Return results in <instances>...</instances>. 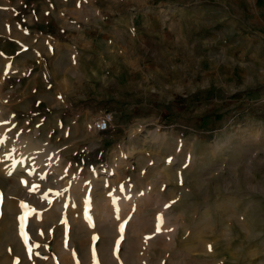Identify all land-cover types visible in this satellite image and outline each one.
<instances>
[{
    "label": "rangeland",
    "instance_id": "374dc122",
    "mask_svg": "<svg viewBox=\"0 0 264 264\" xmlns=\"http://www.w3.org/2000/svg\"><path fill=\"white\" fill-rule=\"evenodd\" d=\"M0 139V264H264V0H0Z\"/></svg>",
    "mask_w": 264,
    "mask_h": 264
},
{
    "label": "built area",
    "instance_id": "2783aa9c",
    "mask_svg": "<svg viewBox=\"0 0 264 264\" xmlns=\"http://www.w3.org/2000/svg\"><path fill=\"white\" fill-rule=\"evenodd\" d=\"M111 121L112 113L109 111H104L95 119L94 129L99 133L108 131L110 128V124H112Z\"/></svg>",
    "mask_w": 264,
    "mask_h": 264
},
{
    "label": "snow or ice",
    "instance_id": "6c2138e0",
    "mask_svg": "<svg viewBox=\"0 0 264 264\" xmlns=\"http://www.w3.org/2000/svg\"><path fill=\"white\" fill-rule=\"evenodd\" d=\"M3 142H4L3 139H0V144H2ZM22 182H23V183H26V182H24V181H22ZM37 187H38V186H35V185H34V186H32V189H31V190H32V191H35V190H37ZM44 198L46 199L47 197L45 196ZM165 207H168V206L166 205ZM157 219H158V221H159V220L162 219V217H159V216H158ZM124 228H125V224H121V225H120V231L123 232V231H124ZM157 230H158V231L160 230L159 224H158V226H157ZM94 239H95V237H94ZM117 243H119V241H118Z\"/></svg>",
    "mask_w": 264,
    "mask_h": 264
},
{
    "label": "crops",
    "instance_id": "0c3cea01",
    "mask_svg": "<svg viewBox=\"0 0 264 264\" xmlns=\"http://www.w3.org/2000/svg\"><path fill=\"white\" fill-rule=\"evenodd\" d=\"M45 50H47L46 48H45ZM35 51H37L36 52V54H37V57H39L40 56V52L36 49ZM49 51V50H48ZM3 58H6L5 56V53L3 54V55H1ZM36 57V59H34V62H36V63H40L41 61H42V59H40V58H37Z\"/></svg>",
    "mask_w": 264,
    "mask_h": 264
}]
</instances>
